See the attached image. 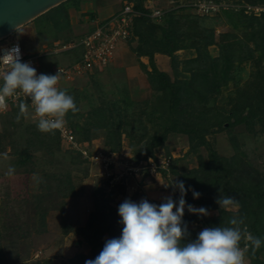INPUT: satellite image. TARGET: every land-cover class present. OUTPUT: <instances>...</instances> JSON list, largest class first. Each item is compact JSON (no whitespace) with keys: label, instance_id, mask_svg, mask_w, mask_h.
<instances>
[{"label":"trees","instance_id":"16d2710c","mask_svg":"<svg viewBox=\"0 0 264 264\" xmlns=\"http://www.w3.org/2000/svg\"><path fill=\"white\" fill-rule=\"evenodd\" d=\"M122 1L133 3L135 9L143 13L135 20L133 37L128 42L136 43L132 50L139 59H149V65L142 62L141 66L151 94L138 101L131 99L127 88L112 94L102 86L97 92L90 93L88 89L78 90L70 86L71 83L65 84L61 90L74 97L78 108L75 113L69 111L64 117L77 142L86 145L91 152L94 142L103 139L108 153H121L124 141L128 140L134 163H156L173 199L180 198L179 190L171 185L175 179L182 180L186 188L200 192L199 199H195L191 191L185 198L189 204L207 208L209 215L201 217L185 209L188 240H194L205 227L231 226L230 220L237 218L244 221L240 226L242 230L264 241V14L257 17L244 11L224 10L216 15V19L226 20L231 31L218 34L215 27L202 24L207 17L190 13V7L163 8L164 14L159 21L149 16L150 11L145 8L147 0ZM213 1L264 4V0ZM81 2L69 0L34 22L44 23L48 30H67L71 27L70 10L80 11ZM57 41L62 40H54L48 46ZM211 48L217 49V55ZM186 50L194 51L195 56L178 62V53ZM73 54L72 63L81 58L80 51L69 53ZM157 55L171 58L173 74L158 68ZM225 92H228L227 96ZM84 100L88 101L87 105L83 104ZM21 104L25 105L23 114L20 113ZM29 114L32 116L29 105L22 102L10 104L7 112L2 114L8 115L9 122L0 134V157L10 154L15 159L16 172L21 170L27 177L41 176L37 179L43 194L37 196L34 203L29 200L24 203L30 209L27 217L31 216L32 209V212L41 213V220L45 222L51 210L65 212L66 201L78 194L74 190L71 170L47 175L43 169H38L35 155L44 153L47 165H54L57 158L62 161L61 156L64 163L75 167L91 163L80 149L72 146L64 151L57 129L41 132L37 128L38 121L25 124ZM226 131L229 134L226 150L232 153L230 157L221 155L211 141L212 137ZM172 136L187 138L189 146L183 158H173L172 152L168 151ZM242 138L250 139L256 148L245 149L240 141ZM161 149L167 150L162 159L157 156ZM258 150L260 154L257 156ZM190 157L196 159L197 167L185 166L184 161ZM163 159L170 160L165 169L160 165ZM144 173L145 178L155 180L149 170ZM139 174H133L132 178H138ZM109 187L110 181H104V188ZM101 190L106 194L104 189ZM221 193L234 196L239 201L238 206L227 211L220 209L216 200ZM107 195L86 228L77 232L84 238L80 244L87 243L91 247L90 254L77 255L71 264H85L86 260L94 259L107 239L120 236L121 217L118 209L111 206L116 191ZM20 214L8 211L5 224L0 226V264H58L53 260H25L26 256L20 250L27 254L29 246L35 245L26 242L32 236V230L25 229L29 223L9 222L10 217L18 215V219ZM64 234L69 235V228ZM240 247L245 251V264H264V243L253 252L245 238Z\"/></svg>","mask_w":264,"mask_h":264},{"label":"rangeland","instance_id":"374dc122","mask_svg":"<svg viewBox=\"0 0 264 264\" xmlns=\"http://www.w3.org/2000/svg\"><path fill=\"white\" fill-rule=\"evenodd\" d=\"M187 1L190 2L192 0ZM123 5L124 2L122 0H82L80 11L75 9L70 10L71 27L69 29L62 31L48 30L44 27V23L32 22L19 29L8 39L19 41L26 57H35L40 53L41 48L47 47L54 40L81 39L97 27L95 23L97 20L109 17L111 12H119L123 8ZM158 5L162 9L167 10L174 8L166 0L158 1ZM189 12L195 15L193 11ZM216 18L218 17H207L202 24L207 27H215L218 34L231 31L226 20L219 21ZM134 46H136V43L131 44L128 41L121 43L118 47L116 58L109 67L99 70L100 72L93 71L90 74L78 77L70 86L78 90L88 89L90 93L97 92L96 90L103 86L105 91L112 94H118L119 91L127 88L133 100L140 101L149 97L151 94L150 86L144 69L141 66L142 62L149 65V59H139L132 50ZM211 51L214 55H217V49L211 48ZM194 56V51H181L178 53V62H184ZM73 57L74 55L68 54L40 59L36 68L37 73L53 75L59 66L69 65ZM156 64L161 71L173 74L171 58L157 55ZM182 68L183 65L180 66V71L183 70ZM64 86L65 84L60 89ZM224 95L227 96L228 92H225ZM83 104L87 105L88 101L84 100ZM7 122H9L8 115L0 116V134L3 133ZM32 122H35V119L30 114L29 116L27 115L25 124H31ZM228 135L227 131L222 132L212 137L211 141L221 155L230 157L232 153L230 150H226L229 144ZM240 141L241 144L245 145V149L251 148L254 150L256 148V145L248 138H242ZM262 142H260V145L263 146ZM94 143L93 149L95 152L109 155L105 149L103 139H99ZM188 146L189 143L186 137L172 136L167 147L168 151L172 152L173 158H183L188 151ZM62 148L64 151H67L70 147L64 144ZM131 150L129 141L125 140L123 154L121 153L120 155L113 156L112 159L110 158L113 164H110L108 168H106L105 162L99 160H94L93 162L96 163H91L90 165L83 164L76 167L67 165L66 162H63L62 156V161L57 158V162L54 165H47L48 159L46 155L44 153L36 154L35 160L38 163V169H43L47 175L51 174V172L54 173V171L62 173V170L65 172V169L71 170L74 190L78 194L66 201L65 212L59 209L51 210L45 222L41 220V213L32 212V209L29 212L31 216L27 217V211L30 209L24 203L25 200L34 203L36 197L43 194V189H41L38 182L41 176L29 175L27 177L21 170L14 171V173L9 175L7 174L8 170L9 168H14L15 159L10 154L0 157V226L2 227L5 224V214L8 211L15 214L22 212L18 219V215H16V217H10L11 221L9 219L8 221L21 225L29 223V227L25 226V229L32 230V236L26 239V242L27 244L34 242L35 245L29 246L27 254H24V251L20 250L21 254L26 256L25 260H29L30 262L53 260L58 264H71V260L77 255L90 254L91 247L87 243L80 244L84 238L77 232L82 228H86L92 214L99 210L101 200L107 198L109 196L107 194L113 190L116 191V199L111 203V206L117 209L125 199H131L134 202L147 199L150 203L158 205L160 200L171 195V192L167 189V182L161 179L158 173L154 174L152 172L155 180H151V177L145 178L144 172L151 171L153 167L149 169L144 167L145 169L139 172L140 176L138 178H125L123 180L125 176L122 177L124 171L121 169L126 166H137L134 165V157ZM166 153V149H161L157 152V156L162 159L165 158ZM259 154L260 151L258 150L257 156ZM164 160L160 162V165L163 166ZM146 164L148 165V163ZM184 164L189 168L198 166L194 157H190L184 161ZM107 170L110 177L105 174ZM105 177L110 178V187L108 189L104 188ZM143 182L144 184L142 185ZM119 184L123 186H118ZM101 189H104L106 194H102ZM68 228L69 235H65L64 232ZM37 230L41 232L37 233ZM246 264L249 263L246 262Z\"/></svg>","mask_w":264,"mask_h":264},{"label":"clouds","instance_id":"9594fccd","mask_svg":"<svg viewBox=\"0 0 264 264\" xmlns=\"http://www.w3.org/2000/svg\"><path fill=\"white\" fill-rule=\"evenodd\" d=\"M0 65L8 66L0 83V106L6 97L22 91L35 106L40 118L37 128L41 132L61 127L69 111H78L74 97L57 88L61 73L38 74L30 63L22 62L19 45L0 50ZM24 112L25 105L21 104L20 113ZM14 171L9 168L7 174ZM171 185L179 190V200L169 196L157 205L147 199L139 202L125 199L118 207L123 226L120 236L106 240L99 255L86 260L85 264H245L241 240L246 238L253 252L260 249L264 241L242 230L240 226L244 221L237 218L230 220L231 226L205 227L194 240H188L185 208L190 214L201 217L209 212L205 207L187 203L188 191L195 199L200 198V192L186 188L178 179ZM216 203L227 211L237 207L239 201L221 193Z\"/></svg>","mask_w":264,"mask_h":264},{"label":"built area","instance_id":"2783aa9c","mask_svg":"<svg viewBox=\"0 0 264 264\" xmlns=\"http://www.w3.org/2000/svg\"><path fill=\"white\" fill-rule=\"evenodd\" d=\"M159 0H147L145 3V8L150 11V17L155 20L162 18L164 11L158 5ZM173 9H179L182 7H190L197 16L200 17H212L220 14L224 10H234V11H244L250 16H261L264 14V4L252 5L248 3H233V2H215L213 0H193L192 2L187 0H176L172 1ZM143 13L135 9L133 3L124 2L123 8L101 22H98L97 27L89 34L85 35L81 39L74 40L72 42L57 41L50 46L43 47L38 55L32 58H27L22 45L17 40H4L0 41V50L6 48H12L19 45L22 53V62L30 63L35 69L38 67V61L46 57H55L67 55L73 51H80L81 58L74 63L69 65H61L56 69L57 73H61L60 79L57 84V88L60 89L62 85L74 82L78 77L85 76L92 73L93 71H99L109 67L116 58V53L118 47L121 43L129 41L133 37V27L135 20L142 16ZM8 70L7 65H0V83H2V77ZM53 74V75H54ZM28 104L30 107V112L35 119L39 121V116L35 113V106L31 103L29 97L22 91L17 90V92L10 97H6L0 106V115L5 114L8 110L10 104L18 103ZM63 124L61 127L57 128L60 132L63 143L69 147H74L75 149H80L84 158L90 161L99 160L106 163V168L111 162L113 156L120 155L121 153H97L93 149L91 152L87 149L86 145H81L77 142V138L73 133L72 129L68 126L67 121L63 118ZM123 154V153H122ZM106 155V156H105ZM170 160L165 159L162 168H167ZM104 164V163H103ZM134 165H136L134 163ZM153 169L150 171L151 175L159 174L158 165L156 163L146 164L141 162L137 166H126L121 170L124 171L122 174L123 180L125 178H132L133 174L139 173L145 168ZM153 172V173H152ZM110 177L108 170L105 173ZM132 176V177H131ZM105 181H110V178L105 177Z\"/></svg>","mask_w":264,"mask_h":264},{"label":"water","instance_id":"95a60500","mask_svg":"<svg viewBox=\"0 0 264 264\" xmlns=\"http://www.w3.org/2000/svg\"><path fill=\"white\" fill-rule=\"evenodd\" d=\"M67 1L0 0V41L7 40L22 27Z\"/></svg>","mask_w":264,"mask_h":264},{"label":"crops","instance_id":"0c3cea01","mask_svg":"<svg viewBox=\"0 0 264 264\" xmlns=\"http://www.w3.org/2000/svg\"><path fill=\"white\" fill-rule=\"evenodd\" d=\"M116 13H118V12H111L110 15H109V17H107V18H110L111 16L115 15ZM107 18H105V19H107ZM105 19H102V18H101V19H99V20H97V21L94 19V21H96L95 23H96V25H97L98 22H100V21H102V20H105ZM95 28H96V27H95ZM91 32H92V31H91ZM91 32H90V33H91ZM88 34H89V33H88ZM73 55H74V54H73ZM73 59H74V57H73ZM72 61H73V60L70 61V64L72 63Z\"/></svg>","mask_w":264,"mask_h":264}]
</instances>
